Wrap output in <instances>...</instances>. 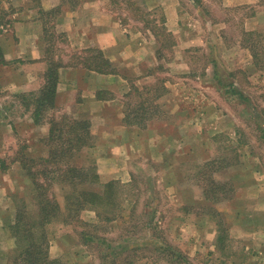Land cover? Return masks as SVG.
Wrapping results in <instances>:
<instances>
[{
  "label": "rangeland",
  "instance_id": "rangeland-1",
  "mask_svg": "<svg viewBox=\"0 0 264 264\" xmlns=\"http://www.w3.org/2000/svg\"><path fill=\"white\" fill-rule=\"evenodd\" d=\"M13 2V6L7 5V8L22 7L19 0ZM218 2L198 0L193 3L202 6L206 18L210 17L208 10L213 5L214 17L223 15ZM125 7H128L129 15L140 16L132 22H121L130 28L128 31L135 29L143 36L149 29L159 35L158 59L165 65H161L162 68L158 66L157 73L161 74L167 64L179 59L175 50L188 47L182 54L187 70L182 76L172 73L169 78L172 84L178 85L170 99L173 109L177 106L178 110L172 111V117L164 118L170 120L175 129L182 124V131L175 135L181 133L183 136L181 144L185 148L183 155H186L184 161H187V167L181 171L180 154L173 149L172 163L176 164H172L171 168L173 165L176 168L169 170V163L162 160L165 146L158 133V142H151L149 149H141V152L147 153L142 157L132 154L130 148L123 146V138L126 140L125 137L129 135L122 137L123 133L110 125H115L116 119L106 123L102 119H91L94 133L91 137L92 148L95 145L98 148L96 151L83 149L73 158V162L95 167L99 182L91 187L93 190H99L110 180L120 183L119 192L115 194L117 206H108L98 212L81 210L79 214H63L51 221L46 227L48 257L58 259L61 264H264V140L257 130V124L264 125V63L258 61L260 70L251 75L250 82L243 73H237L234 78L240 81L242 93L250 99L257 118L249 108L239 104L236 96L225 94L223 88L218 91L210 85L211 70L200 75L209 65L210 53L211 57H218L221 63H235V57H229L230 53H219L223 42L237 45L238 40L228 35L230 28L221 29V39L224 40L219 42L213 37L218 31L213 34L210 27L211 35L204 40L208 29L201 25L205 21L201 20L200 24L199 21H190L191 25L183 34L188 39L187 43L175 49L172 47L177 39L164 35L166 33L162 29L165 23L159 16L152 14L156 17L154 22L143 12H135L131 6ZM5 12L8 13L9 9H5ZM3 15L0 14V22L5 19ZM191 16L195 17L193 13ZM203 44L201 50H197ZM224 72L225 68L219 71L221 75ZM159 76L163 78V74ZM17 95L11 91L0 99V111H6V115L0 114L1 220L12 219L13 212L23 208L28 213H37L38 193L31 184L24 162H27L25 167L36 172L35 178L39 177L41 181L44 178L45 159L49 157L50 147L45 142L47 119L35 124L24 113L26 110L22 100H14ZM166 106L169 107V104ZM179 109L184 113L179 115ZM150 112L149 115L157 117V110L151 108ZM57 113L53 118L60 119L64 114L62 110ZM163 115L161 113L158 117L163 119ZM80 117L86 120L84 116ZM157 126L161 128L160 123ZM234 127L239 131L233 132ZM213 129L216 131L212 132ZM148 135L146 132L145 136ZM108 137L113 138L112 142L102 146L101 141ZM110 147L115 149L113 154L117 162L114 166L110 165L113 166L112 171L115 168L114 179L106 180L104 177L108 175L99 173L97 159L103 152L110 153ZM135 159L139 160V164ZM210 160L215 163L206 164ZM110 166L105 165L104 171L108 172ZM233 181L238 188H234ZM196 182L201 185L199 189ZM78 186L82 188V185ZM46 188L45 196L51 197V202L54 204L56 201L64 210L67 199L63 185L52 183ZM178 188L183 190L182 196L176 191ZM203 190L211 194L208 202L200 199ZM181 198L187 206L181 204ZM212 208L217 216L211 215ZM109 217L114 220L105 221ZM221 226L227 230L228 236L223 249L219 250L216 240ZM6 231L9 232V229ZM180 260L184 262L179 263Z\"/></svg>",
  "mask_w": 264,
  "mask_h": 264
},
{
  "label": "crops",
  "instance_id": "crops-1",
  "mask_svg": "<svg viewBox=\"0 0 264 264\" xmlns=\"http://www.w3.org/2000/svg\"><path fill=\"white\" fill-rule=\"evenodd\" d=\"M195 1L198 0H19L22 7L17 9L11 7L15 3L13 0H0V14L5 17L0 22V99L11 91L23 95L39 92L46 84V75L51 70L56 78V87L53 108L48 115L57 116V112L62 110V115L69 118L81 120L80 115L84 116L91 137L94 135L91 119H102L106 123L114 118L116 124L110 125H113L117 132L123 133L122 137L129 135L125 137L127 141L123 138V146L130 148L132 154L142 157L147 156V153L141 152V149H149L150 143L158 142L160 137L165 146L162 160L169 163V170L175 169L176 165L171 168L172 164H176L172 163L174 149L180 154L182 171L187 167V161H184L186 155H183L186 153L185 148L181 144L183 136L181 133L175 135L176 132L182 131V124L177 126L176 130L173 123L164 118L172 117V111L178 110L177 106L173 109L174 106L170 102L172 91L178 85L172 84L169 78L172 73L182 76L187 70L183 65L182 54L188 47L174 51L179 54V59L167 64V68L161 73L162 78L156 69L165 65L158 59L159 35L149 29L143 36L135 29L128 31L130 28H126L121 22H132L140 16L129 15L128 7L125 6H131L135 12H143L154 22L155 16H159L165 23L166 29H162L163 33H166L164 35L177 39L172 48L187 43L188 39L183 34L191 25L190 21H199V24L201 20L205 21L201 25L208 29L204 40L211 35L210 27L213 34L218 31L213 37L219 42L224 40L221 39V29L230 28L228 35L238 40L237 45L223 42L224 46L219 53H230L229 57H235V63H221L218 57H211V53H207L209 65L200 75H205L211 70L210 85L218 91L223 88L225 94L236 96L239 104L249 108L250 113L257 118L250 99L242 93L240 81L234 78L237 73H243L250 82L251 75L260 70L257 64L259 59H264V0H218L222 8L220 13L223 15L214 17L213 5L212 9L208 10L210 17L206 18L202 6L193 3ZM7 5H11L10 8H7ZM5 9H9V12L6 13ZM192 13L195 17L191 16ZM200 35L202 37V34ZM239 38H242L241 42ZM204 45L198 46L197 50H201ZM92 50L99 53L100 59L105 62V67L99 64L101 71L96 70L95 66L91 67L92 63L89 64L94 55ZM253 54L259 58H254ZM168 67L171 69L168 70ZM221 68L226 69L222 75L219 73ZM167 70L169 72H166ZM234 90L238 93L231 92ZM132 96V99H127ZM151 108L157 110V117L149 115ZM24 113L30 115L27 111ZM161 113L164 114L163 119L158 117ZM182 113L184 111L179 109L178 114ZM0 114L6 115L5 109H2ZM157 123H160L161 128ZM261 127L264 125L261 124ZM257 130L259 131L258 127ZM48 131L49 126L46 125L45 132ZM214 131L216 130L213 129L212 132ZM238 131L239 128L234 127L233 132ZM146 132L149 134L147 137ZM112 139L108 137L103 140L106 142L101 141V145L112 142ZM92 146L88 149L96 151L98 147L95 145L93 149ZM110 148V153L103 152L97 159L99 173L105 172V175H108L104 177L106 180L114 179L115 168L113 171L112 168L117 162L113 154L115 149ZM135 161L139 164L138 159ZM214 163V160L206 162ZM105 165L113 166H110L111 169L107 168L106 172ZM195 184L198 189L201 187L199 182ZM233 185L234 188L239 187L234 181ZM178 189L175 190L182 196L183 190ZM210 195L203 190L200 199L208 202L212 198ZM181 204L187 206L182 198ZM15 213L14 211L12 219L9 217L1 220L0 217V264H12L9 253L15 247V240L12 233L6 231L8 227L5 224L13 222ZM211 213L212 216H217L214 208Z\"/></svg>",
  "mask_w": 264,
  "mask_h": 264
},
{
  "label": "trees",
  "instance_id": "trees-1",
  "mask_svg": "<svg viewBox=\"0 0 264 264\" xmlns=\"http://www.w3.org/2000/svg\"><path fill=\"white\" fill-rule=\"evenodd\" d=\"M92 52L94 55L89 64L92 63L93 66L91 67L95 66L96 70L101 71L99 64L105 67V62L100 59L99 53H95L94 50ZM255 57L257 58L256 55H254ZM259 60L264 63V59ZM107 65L109 66L108 62ZM55 87L56 78L54 72L50 70L46 75V84L39 92L27 95L17 93L19 95L14 99L22 100L25 110L30 113L29 117L35 124H40L47 119L46 123L49 125V131L45 142L50 149L48 152L49 157L45 159L46 167L42 171L43 180L39 181V177L35 178L34 175L37 173L26 168L27 162H24V168L28 172L31 184L38 193L36 196V193L33 192L37 197V213H28L23 208L16 212L13 222L5 224L15 240V247L9 253L12 257V264H61L58 259H50L47 255L49 243L46 238L47 225L63 214L70 216L75 213L79 214L81 210L98 212L108 206H117L115 194L119 192L120 183L110 181L100 186L99 190H93L91 187L97 186L99 182L95 167L79 164L76 161L73 162V158L77 154L92 146L91 135L87 130V121L67 116L57 119L56 117L53 118V115H48L53 108ZM231 92L238 93L235 90ZM257 127L264 140V127H261V124H257ZM69 160H71V163ZM31 162L33 163V160ZM31 165L33 166V164ZM52 183L62 184L66 190L64 196L67 199L65 206L67 211L62 210L56 201L53 204L51 197L47 198L45 196L46 187H49ZM78 185H82V188H79ZM66 220L67 218L64 223ZM113 220L114 218L111 217L105 218V221ZM226 231L222 226L218 228L216 247L219 250L223 249L227 239L228 234H226ZM183 262V260H180L179 263Z\"/></svg>",
  "mask_w": 264,
  "mask_h": 264
}]
</instances>
